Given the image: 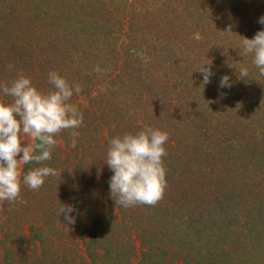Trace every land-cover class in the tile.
<instances>
[{"label": "trees", "instance_id": "obj_1", "mask_svg": "<svg viewBox=\"0 0 264 264\" xmlns=\"http://www.w3.org/2000/svg\"><path fill=\"white\" fill-rule=\"evenodd\" d=\"M261 17L264 0H0V83L23 73L47 93L56 71L82 85L84 116L22 166L57 175L0 206V264H264V75L241 43ZM146 126L169 134L165 195L116 205L109 143Z\"/></svg>", "mask_w": 264, "mask_h": 264}, {"label": "clouds", "instance_id": "obj_2", "mask_svg": "<svg viewBox=\"0 0 264 264\" xmlns=\"http://www.w3.org/2000/svg\"><path fill=\"white\" fill-rule=\"evenodd\" d=\"M259 23L264 24V17ZM241 43L244 53L253 55L254 65L260 75H264V30L251 39L243 37ZM8 67L11 69L12 65ZM95 71L101 69L97 67ZM199 71L203 73V84L209 83L213 75L211 68L202 66ZM239 77H249L248 70L241 68ZM48 81L53 90L47 93L39 90L23 73H18L10 85L0 83V91L12 97L10 103L0 102V206L5 201L20 200L22 186L39 190L47 177L56 176V169L49 166L22 174V166L50 160L57 145L54 137L63 130H74L83 125V113L70 103L74 93L79 95L83 91L82 85L70 83L56 71L48 73ZM220 86H232L227 75L221 78ZM70 134L74 138L80 135L78 131ZM25 136L38 143L25 144ZM168 140L167 132L146 126L135 134L125 133L110 141L104 161L114 173L109 184L116 205L155 206L163 199L168 186L163 161L168 154L165 147ZM73 211V205L64 204L59 210V217L64 214L66 223L63 225L67 229L69 224L75 223Z\"/></svg>", "mask_w": 264, "mask_h": 264}, {"label": "rangeland", "instance_id": "obj_3", "mask_svg": "<svg viewBox=\"0 0 264 264\" xmlns=\"http://www.w3.org/2000/svg\"><path fill=\"white\" fill-rule=\"evenodd\" d=\"M72 216H73V212H72ZM135 245L138 246V242L137 241L135 242Z\"/></svg>", "mask_w": 264, "mask_h": 264}]
</instances>
